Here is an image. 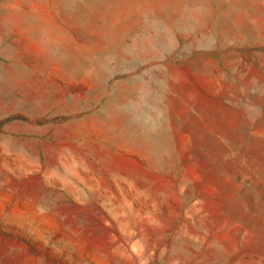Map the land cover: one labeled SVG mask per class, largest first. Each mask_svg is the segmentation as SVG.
Returning a JSON list of instances; mask_svg holds the SVG:
<instances>
[{
    "label": "rangeland",
    "instance_id": "374dc122",
    "mask_svg": "<svg viewBox=\"0 0 264 264\" xmlns=\"http://www.w3.org/2000/svg\"><path fill=\"white\" fill-rule=\"evenodd\" d=\"M0 264H264V0H0Z\"/></svg>",
    "mask_w": 264,
    "mask_h": 264
}]
</instances>
